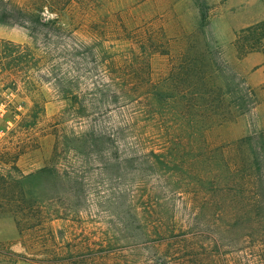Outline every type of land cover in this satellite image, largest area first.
<instances>
[{"label": "rangeland", "instance_id": "1", "mask_svg": "<svg viewBox=\"0 0 264 264\" xmlns=\"http://www.w3.org/2000/svg\"><path fill=\"white\" fill-rule=\"evenodd\" d=\"M74 36L122 56L139 85L128 99L71 113L58 85L66 93ZM186 89L212 90L230 117L208 133L214 146L264 129V0H0L1 259L163 264L159 244L186 238L191 263L257 264L248 222L179 134ZM260 147L264 174V138Z\"/></svg>", "mask_w": 264, "mask_h": 264}, {"label": "trees", "instance_id": "2", "mask_svg": "<svg viewBox=\"0 0 264 264\" xmlns=\"http://www.w3.org/2000/svg\"><path fill=\"white\" fill-rule=\"evenodd\" d=\"M60 14L58 13L55 18L58 22ZM59 29H61L60 26ZM94 43L74 36L73 43L70 44L72 68L68 70L69 79L66 93H64L65 87L58 85V88L61 91V93L59 91L61 96L71 101V113H101L107 104L114 102L110 101L112 96L114 97L113 100L115 97L128 99L125 95V89L128 88L130 93L131 88L137 89L139 86L133 83L134 81H129L133 71H126L119 64L121 55H118L117 52H107L108 57L103 58ZM147 73L149 75V62ZM174 76L189 78L190 71L187 69V71L177 72L172 75V77ZM154 92L158 95V99L165 98L170 93L160 89ZM189 92L188 89L181 91L183 99H186V105L183 109L185 113L180 119L182 133L179 134L182 135L186 143L190 142L196 145V148L200 149V156L212 166L214 183L225 186L236 214L240 209L242 213L239 214L244 216V223L248 222L247 236L249 246H251L249 248L253 249L249 252L251 259L257 264H264V174L261 167L262 153L260 147V140L263 141L264 138V129L253 130L232 144L214 146L209 140L208 133H212L214 126L221 123V120H229L230 117H228V113L226 115L225 113H218L221 103L211 99L209 92L211 93L212 90L204 91V96L200 95V97L197 95L189 97ZM137 93L149 98V84ZM191 93H193V89ZM251 95H254V91L249 87L245 96ZM127 96L129 95L127 94ZM234 103L239 109L243 108L242 103L238 101H234ZM187 110L190 113H186ZM191 113L195 114L191 115ZM98 131H100V135L105 132L100 127ZM91 134L96 133L92 130ZM84 135H81V139L86 141L87 135ZM209 153H211L210 156H206ZM45 170V168L41 169L42 172ZM205 172L208 170L201 171L203 182L206 179ZM254 238H258V241L255 242ZM159 248L157 255L163 264H196L189 260L190 257L195 256L193 252L196 250V245L187 241L186 238L172 246H162L161 243ZM180 249L187 253L186 257L177 263L178 261H175L174 258ZM0 255L8 256L9 251L0 248ZM9 263V260L4 261L0 257V264Z\"/></svg>", "mask_w": 264, "mask_h": 264}, {"label": "built area", "instance_id": "3", "mask_svg": "<svg viewBox=\"0 0 264 264\" xmlns=\"http://www.w3.org/2000/svg\"><path fill=\"white\" fill-rule=\"evenodd\" d=\"M3 107H4V102H0V114H1V111L3 110Z\"/></svg>", "mask_w": 264, "mask_h": 264}]
</instances>
